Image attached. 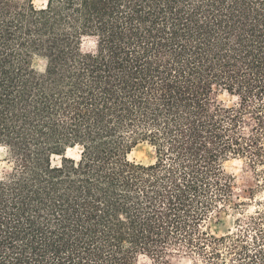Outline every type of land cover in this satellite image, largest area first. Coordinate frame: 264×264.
Here are the masks:
<instances>
[{"label": "trees", "instance_id": "obj_1", "mask_svg": "<svg viewBox=\"0 0 264 264\" xmlns=\"http://www.w3.org/2000/svg\"><path fill=\"white\" fill-rule=\"evenodd\" d=\"M1 148L0 264H264L261 211L211 226L264 164V0H0Z\"/></svg>", "mask_w": 264, "mask_h": 264}, {"label": "rangeland", "instance_id": "obj_2", "mask_svg": "<svg viewBox=\"0 0 264 264\" xmlns=\"http://www.w3.org/2000/svg\"><path fill=\"white\" fill-rule=\"evenodd\" d=\"M28 1V0H25ZM38 7H42L47 0H32ZM95 45L93 40H87L84 48L91 49ZM38 67L44 66V61L36 60ZM221 99L227 104L237 103L238 98L228 93H223ZM69 154L79 157V149H71ZM9 154L6 149H0V175L11 170L12 163L9 161ZM130 160L143 164H151L156 161L155 148L147 141H141L129 155ZM60 157H55L58 162ZM224 169L233 177V192L235 201L240 203L241 209L234 210L229 207L219 215V221L215 217L211 223L213 232L224 234L237 229V219L245 216L256 215V211H261L264 216V164H254L246 157H232L225 161ZM241 212L243 215H241ZM264 223V220L261 221ZM254 233V232H252ZM137 264H158L148 256L141 255ZM171 264H205L199 257L195 256H174Z\"/></svg>", "mask_w": 264, "mask_h": 264}]
</instances>
